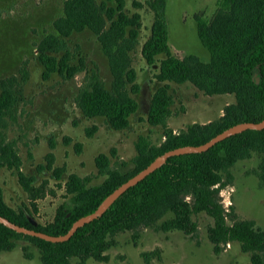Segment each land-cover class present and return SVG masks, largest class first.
<instances>
[{"label":"trees","instance_id":"trees-1","mask_svg":"<svg viewBox=\"0 0 264 264\" xmlns=\"http://www.w3.org/2000/svg\"><path fill=\"white\" fill-rule=\"evenodd\" d=\"M167 3L168 0L148 1L154 21L141 53L148 65L159 61L155 74L159 86L151 97L147 122L152 126L167 127L172 102L171 82H190L211 96L234 94L236 102L227 105L217 120L194 123L179 132L167 129L161 145L150 144L141 138L136 144L134 167L126 173L111 170L110 157L99 154L96 165L101 173L108 175L100 185L87 187L85 180L76 174L65 180L66 165L54 168L55 154L49 152L46 168L52 170L54 179L60 182L57 186H64L67 200L57 207L51 221L40 222L36 227L24 209L37 216L38 201L49 192L48 181L38 183L36 177L20 170L21 158L0 130V166L18 170L19 184L28 198V204L14 208L5 201L0 187L1 216L50 235L66 234L75 221L94 212L109 194L158 156L178 147L204 144L236 124L258 123L264 119V0H221L211 20L196 16L198 37L210 54L208 62L194 54L184 58L173 54L169 43ZM141 27V15L129 14L126 0H108L100 4L96 0H66L64 15L54 21L55 32L37 45L38 60L44 67L43 79L48 80L55 73L71 79L85 71L82 59L78 63L72 62L73 54L67 50L66 39L90 30L97 36L108 58L113 83L112 89L106 88L98 72L92 71L90 82L80 92L78 105L88 118L104 117L115 130L128 128L132 116L140 108L134 96L141 92V86L137 83L130 54L138 42ZM61 52L63 54L59 56ZM13 81L14 78L0 81V126L18 102L12 89ZM96 129V126L87 129V136L91 137ZM65 139L69 141V138ZM75 146L80 153L82 144ZM50 148H55L54 142ZM255 152L262 158L259 174L264 180V129L247 130L217 143L208 151L170 157L161 168L120 196L101 217L79 228L65 242H50L18 233L0 223V251H10L24 239L38 247L43 264H73L75 257L81 264L89 259L107 262V251L115 244L109 238L111 235L155 226L168 214L172 217L159 225L162 231L177 230L194 235L198 225L193 215L205 212L214 220L208 228V237L217 252L221 244L238 241L244 252L252 254L253 264H264V230L249 219L228 224L227 213L218 199L224 176L231 181L230 169ZM50 192L54 193L53 190ZM232 213L235 216L234 208ZM155 255L156 252H143L145 264H154Z\"/></svg>","mask_w":264,"mask_h":264},{"label":"rangeland","instance_id":"rangeland-1","mask_svg":"<svg viewBox=\"0 0 264 264\" xmlns=\"http://www.w3.org/2000/svg\"><path fill=\"white\" fill-rule=\"evenodd\" d=\"M65 1L0 0V81L14 78L12 89L18 97L0 130L21 158L20 170L36 177L38 183L48 181L49 192L38 201L36 218L42 223L51 221L57 207L67 200L64 186L58 187L60 182L54 179L53 171L46 168L49 152L55 154L54 168L66 165L65 180L76 174L85 180L87 187L100 185L108 175L101 173L96 165L99 154L105 153L110 157L111 170L126 173L134 167L136 144L141 138L150 144L161 145L167 129L179 132L194 123L206 124L217 120L227 105L236 102L234 94L211 96L190 82H171L172 102L167 127L150 125L147 114L151 97L159 86L155 78L159 61L148 65L141 50L150 36L154 12L148 5L149 0H126L127 12L139 13L142 23L138 42L130 54L132 67L137 72V83L141 86V92L134 96L140 103L139 111L124 130H115L104 117L84 116L78 98L82 88L90 82L92 71L98 72L106 88L112 89L113 83L108 58L97 36L85 30L66 39L67 50L73 54L72 62L78 63L82 59L86 67L71 79L55 73L44 80V67L38 60L37 45L45 36L55 32L54 21L64 15ZM96 1L100 4L108 0ZM220 1L168 0L169 43L175 56L184 58L194 54L204 62L210 60V54L197 34L196 16L211 20ZM94 126L97 129L88 137L87 129ZM51 142L55 144L53 150ZM76 143L82 144L80 153ZM261 160V155L255 152L230 169L231 181L227 175L224 176L218 199L225 208L230 225L236 220L249 219L264 230V180L259 174ZM0 187L10 206L18 208L23 203L28 204L15 168L0 166ZM170 217L172 215L168 214L152 227L111 235L109 238L115 244L107 251L109 260L89 259L85 264H145L143 252H156L154 264H253L252 254L244 252L238 241L223 243L216 251L208 237V228L214 220L207 213L193 215L198 225L194 235L177 230L162 231L160 223ZM72 263L81 264L76 257L72 258ZM0 264L43 263L38 247L23 239L12 250L0 251Z\"/></svg>","mask_w":264,"mask_h":264},{"label":"water","instance_id":"water-1","mask_svg":"<svg viewBox=\"0 0 264 264\" xmlns=\"http://www.w3.org/2000/svg\"><path fill=\"white\" fill-rule=\"evenodd\" d=\"M259 80H260L259 77H257V82H259ZM263 129H264V119L258 123L242 122L232 127H229L228 129L217 134L216 136H214L212 139H210L204 144L187 145V146L178 147V148L165 152L164 154L158 156L145 169L141 170L139 173H137L135 176L130 178L128 181L120 185L111 194H109L101 202V204L98 206V208L94 212L86 216H83L79 218L77 221H75L72 227L70 228V230L66 234L59 235V236L50 235V234H47L41 231H37L35 229L20 226L12 222L8 218L1 216V215H0V223L4 224L6 227L10 229L15 230L18 233L36 236V237L42 238L50 242H65L69 240L78 231L79 228L101 217L116 202V200L120 196H122L130 188L136 186L139 182L144 180L151 173L161 168L164 164L167 163L170 157L184 155V154H191V153H202V152L208 151L210 148L215 146L217 143L231 136H234L236 134L242 133L247 130H263ZM24 210L31 224L35 227L38 226L40 224V221L35 216H33L29 211H27L26 209Z\"/></svg>","mask_w":264,"mask_h":264}]
</instances>
